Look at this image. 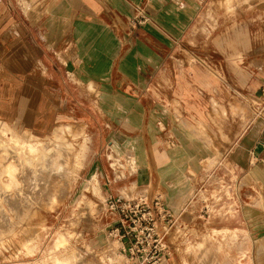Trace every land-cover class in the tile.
I'll return each mask as SVG.
<instances>
[{
	"label": "crops",
	"instance_id": "1",
	"mask_svg": "<svg viewBox=\"0 0 264 264\" xmlns=\"http://www.w3.org/2000/svg\"><path fill=\"white\" fill-rule=\"evenodd\" d=\"M209 2L0 0V117L41 133L83 125L92 134L89 174L104 181L106 195L134 188L173 211L186 212L192 188L204 187L205 163L219 160L206 183L223 180L231 198L243 197L230 207L242 213L252 264H264V203L250 201L259 192L264 199V107L247 123H227L230 111L244 114L231 102L235 88L182 54ZM139 11L143 24L134 20ZM238 21L214 43L246 81L238 62L253 38ZM200 30L211 33L198 27L192 36ZM246 82L245 95L259 92L264 78ZM219 134L228 139L221 150Z\"/></svg>",
	"mask_w": 264,
	"mask_h": 264
},
{
	"label": "rangeland",
	"instance_id": "2",
	"mask_svg": "<svg viewBox=\"0 0 264 264\" xmlns=\"http://www.w3.org/2000/svg\"><path fill=\"white\" fill-rule=\"evenodd\" d=\"M238 20L247 21L253 38V51L244 54L242 61L238 62L239 67L251 81L257 77L264 78V35L260 30L264 23V0H210L191 31L190 50L182 52L194 60L193 63L214 69L225 85H230V91L232 86L235 88V98L230 100L245 109L243 116L232 111L227 113V123L230 124L247 123L256 118L257 109L264 107V98H259L264 84L259 92L252 90L245 95L243 89H248L247 79L242 81L238 77L229 65L227 54L214 43L218 35L232 22L237 24ZM217 26L216 30L210 28ZM198 27H206L211 31L210 35L206 36L200 30L193 37V31ZM214 61L225 63L217 68ZM82 127L79 124H61L54 130L41 133L0 117V264H70L59 260L69 252L81 258L80 262L72 261L71 264H111L109 257L113 252L118 255L113 264H131L119 238L110 236L118 224L117 219L106 211L105 201L109 196L118 195H106L104 181L95 172L89 174L93 164L88 151L92 134ZM62 141L70 143L74 150L67 158V173H64V179H56L57 182L52 179L50 190L53 193L48 189L47 192H39L35 177L47 176L51 153ZM219 141L221 150L228 139L220 135ZM82 148L78 166L76 159H80ZM87 152L89 154L85 158ZM217 162L219 160L205 163L204 187L197 182L198 185L192 188L186 212L174 210L178 217V223L172 230L174 252L165 264H216L215 255L227 264H252L249 258L250 234L241 225L244 222L242 213L230 207L239 204L243 197L231 198L223 180L206 183ZM40 170L43 171L40 173ZM59 181L64 184V189L57 186ZM119 195L129 198L149 196L134 188L124 189ZM250 201L259 207L264 203L260 192L250 196ZM224 227L237 229L228 235V230L222 229ZM220 229L223 233H218ZM111 246L113 252L109 250ZM228 250L230 257L226 256Z\"/></svg>",
	"mask_w": 264,
	"mask_h": 264
},
{
	"label": "built area",
	"instance_id": "3",
	"mask_svg": "<svg viewBox=\"0 0 264 264\" xmlns=\"http://www.w3.org/2000/svg\"><path fill=\"white\" fill-rule=\"evenodd\" d=\"M134 20L137 24L147 21L140 11ZM105 209L118 224L110 236L119 238L131 264H165L173 257L172 230L178 217L161 197L109 196Z\"/></svg>",
	"mask_w": 264,
	"mask_h": 264
},
{
	"label": "bare ground",
	"instance_id": "4",
	"mask_svg": "<svg viewBox=\"0 0 264 264\" xmlns=\"http://www.w3.org/2000/svg\"><path fill=\"white\" fill-rule=\"evenodd\" d=\"M60 138V137H59ZM56 143V142H55ZM49 147V146H48ZM57 148V149H56ZM55 148V150L51 153L52 156H51V164L48 165L50 171L49 173H47L46 177H42L44 176L42 174V176H37L38 178L36 179L35 177V180H36V187L38 189L39 192H47V189L49 190V192L51 193L52 191L50 190L52 187H53V183L52 181L56 180V179H64V176L65 174L67 173V164H68V160L67 158L69 159L70 157V154L71 152H73V146L70 144V143H67L65 141H62L61 144L59 143L57 145V147ZM51 149V148H50ZM52 151V150H51ZM82 155H83V148L82 150L80 151L79 153V156H80V159H76L78 161L77 165L79 166L80 162H81V159H82ZM76 156V155H75ZM46 160V159H45ZM28 161V160H27ZM44 161V160H43ZM30 163V162H29ZM41 164V163H40ZM116 164V163H115ZM70 166V165H69ZM69 170V169H68ZM36 171V170H35ZM41 171L43 170H40V173ZM70 171V170H69ZM68 171V172H69ZM72 172V171H71ZM65 173V174H64ZM45 174V173H44ZM36 176V175H35ZM34 179V178H33ZM53 179V180H52ZM62 181V180H61ZM61 181H59V185L57 186H61L63 188L64 186V182L61 183ZM34 182V181H33ZM57 182V180H56ZM55 183V182H54ZM35 184V183H34ZM56 184V183H55ZM58 184V183H57ZM67 185V184H66ZM56 186V185H55ZM56 186V187H57ZM35 188V187H34ZM30 189V188H29ZM64 189V188H63ZM36 191V192H38ZM34 193V192H33ZM53 193V192H52ZM36 195V194H35ZM15 202V201H14ZM12 201V203H14ZM16 203V202H15ZM5 224V223H4ZM7 225V224H6ZM110 251H114V248L113 246L110 247L109 249ZM117 253L113 252L112 253V256L109 257L110 261H111V264L114 263L115 259L117 258ZM81 260L80 256L73 253V252H69L66 256H64L63 258L59 259L61 260L62 263H66V262H70V264L72 263V261H77V260ZM79 260V262H80ZM60 263V261L58 262ZM82 264V263H81Z\"/></svg>",
	"mask_w": 264,
	"mask_h": 264
}]
</instances>
